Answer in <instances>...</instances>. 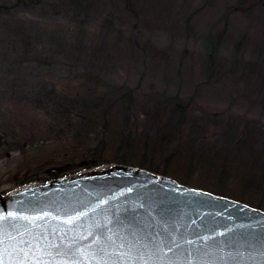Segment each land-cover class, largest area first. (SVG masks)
Wrapping results in <instances>:
<instances>
[{
	"label": "rangeland",
	"instance_id": "rangeland-1",
	"mask_svg": "<svg viewBox=\"0 0 264 264\" xmlns=\"http://www.w3.org/2000/svg\"><path fill=\"white\" fill-rule=\"evenodd\" d=\"M7 1L11 4L18 2L0 0V3ZM68 1L46 0L22 12L16 8L11 14H0V122L3 128V132L0 128V196L28 185L117 164L88 168L86 159L94 154L102 156L96 159L101 162L105 159L113 162L118 155L109 147L90 146L87 142L77 145L72 137L63 134L65 129L50 123L43 108H35L29 103L16 104L19 95L11 94H21V80L15 82L19 87L13 86L12 91L2 82L5 75L14 77L8 71L14 68L10 65L8 47L16 40L15 26L18 24H31L33 32L39 31L38 26L46 27L48 31L56 30L64 39L78 40L83 36L92 39L103 29L113 42H118L120 37V43L125 42L127 46L113 50L114 68H111L110 78L116 87L132 90L140 107L146 104L151 108L157 100L177 95L183 100L189 99L190 111L195 115L208 111L224 118L232 114L238 120L244 117L264 120V110L243 96L247 90L256 101L263 96L264 83L259 82L253 73H250L251 80L245 79V70L236 72V68L230 66L236 56L245 63L257 59L259 53L264 59V0H130L128 5L127 0H92L89 11L83 9V13H89L84 21L76 19L71 9L65 10ZM65 16L69 19L65 20ZM107 20L110 25L105 23ZM80 27L85 29L84 32L76 31ZM220 31L225 34L217 44L215 37ZM244 37L248 39L247 45L238 51L235 46ZM212 44L217 47L219 65L214 66L215 75H207L203 67L206 52ZM145 45L151 52L142 51ZM154 51L158 54L153 55ZM222 62L228 65L222 67ZM220 69L232 71H225L221 76L216 72ZM25 79L29 83V77ZM244 84H248V89ZM253 86L257 91H253ZM130 115L131 127L135 128L133 137H141L158 126L160 129L163 123L151 121L138 112ZM179 136L183 138V134ZM154 163L155 169L160 172L165 169L170 173L165 176L187 187L231 198L264 211L263 207H257L264 206V198L245 196L231 183L221 187L208 176L195 172L193 167L187 169V166L178 167L162 161ZM240 196H243L242 200L236 199Z\"/></svg>",
	"mask_w": 264,
	"mask_h": 264
},
{
	"label": "trees",
	"instance_id": "trees-1",
	"mask_svg": "<svg viewBox=\"0 0 264 264\" xmlns=\"http://www.w3.org/2000/svg\"><path fill=\"white\" fill-rule=\"evenodd\" d=\"M42 2L46 0H18L15 4L3 2L0 3V14H11L16 8L22 12ZM126 2L127 5L130 4V0ZM91 4L92 0H69L65 10L71 9L76 19L84 21L89 17L87 11L92 7ZM83 9L87 11L83 13ZM64 18L69 19L66 16ZM105 23L110 25L109 20ZM31 29V24L15 26L16 40L8 47L10 65L14 66L8 71L14 77L5 75L2 83L12 91L13 86L18 85L15 82L20 79V90L23 91H20L21 94H11L19 95L16 97V104L29 103L35 108H43L50 123L65 129L63 134L72 137L77 145L87 142L90 146L109 147L118 152L117 157L112 159L113 162L106 159L103 162L96 161L102 157L96 154L88 157V168L120 163L170 176L165 169L161 172L155 169L154 162L162 161L178 167L187 166V169L193 167L195 172L208 176L221 187L231 183L241 189L245 196L257 195L264 198L262 118L244 117L238 120L232 114L224 118L208 111L195 115L190 111L189 99L183 100L177 95L161 98L151 108L146 104L140 107L135 102L132 90L123 86L116 87L110 78L111 68H114L113 50L127 46L125 42L120 43V37L117 38L118 42H113L103 29L92 39L83 36L75 40L64 39L61 33L52 29L48 31L46 27L38 26L39 31L36 32ZM84 30L80 27L76 31L81 33ZM224 34L223 31L217 34V44ZM240 42L235 46L238 51L246 47L247 37ZM146 50L151 52L145 45L142 51ZM216 50L217 47L212 44L206 52L203 70L207 75L216 74L213 72L214 66L219 65ZM155 53L154 51L153 55ZM160 55L163 56L161 53ZM227 65L224 62L220 64L222 67ZM231 65L236 68V72L245 70L244 78L251 80L250 73H253L259 82L264 83V59L261 53L257 59L248 63L236 56ZM225 71L232 70H216L221 76L225 75ZM26 77H29V83ZM244 85L248 89V84ZM252 89L257 91L256 86ZM246 91L243 96L264 110V92L255 101L251 97L253 95ZM134 112L145 115L151 121H163L162 126L143 133L141 137H133L135 128L131 127L129 115ZM0 128L3 132L1 122ZM180 133L183 138H180ZM172 145L175 147H170ZM132 159L139 160V163ZM241 198L243 196L236 197L239 200ZM257 207L264 208L262 205Z\"/></svg>",
	"mask_w": 264,
	"mask_h": 264
},
{
	"label": "water",
	"instance_id": "water-1",
	"mask_svg": "<svg viewBox=\"0 0 264 264\" xmlns=\"http://www.w3.org/2000/svg\"><path fill=\"white\" fill-rule=\"evenodd\" d=\"M0 264H264V211L112 164L0 196Z\"/></svg>",
	"mask_w": 264,
	"mask_h": 264
},
{
	"label": "snow or ice",
	"instance_id": "snow-or-ice-1",
	"mask_svg": "<svg viewBox=\"0 0 264 264\" xmlns=\"http://www.w3.org/2000/svg\"><path fill=\"white\" fill-rule=\"evenodd\" d=\"M70 222V221H69Z\"/></svg>",
	"mask_w": 264,
	"mask_h": 264
}]
</instances>
